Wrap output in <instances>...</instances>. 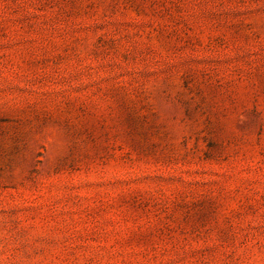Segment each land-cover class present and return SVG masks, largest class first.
<instances>
[{"label":"rangeland","instance_id":"obj_1","mask_svg":"<svg viewBox=\"0 0 264 264\" xmlns=\"http://www.w3.org/2000/svg\"><path fill=\"white\" fill-rule=\"evenodd\" d=\"M0 264H264V0H0Z\"/></svg>","mask_w":264,"mask_h":264}]
</instances>
